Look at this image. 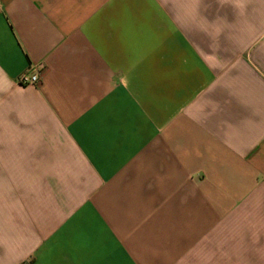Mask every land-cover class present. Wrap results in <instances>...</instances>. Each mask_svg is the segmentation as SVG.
<instances>
[{
    "label": "crops",
    "instance_id": "1",
    "mask_svg": "<svg viewBox=\"0 0 264 264\" xmlns=\"http://www.w3.org/2000/svg\"><path fill=\"white\" fill-rule=\"evenodd\" d=\"M0 264H264V0H0Z\"/></svg>",
    "mask_w": 264,
    "mask_h": 264
},
{
    "label": "built area",
    "instance_id": "2",
    "mask_svg": "<svg viewBox=\"0 0 264 264\" xmlns=\"http://www.w3.org/2000/svg\"><path fill=\"white\" fill-rule=\"evenodd\" d=\"M18 83L20 85H31L39 83V76H29L27 73H23L18 78Z\"/></svg>",
    "mask_w": 264,
    "mask_h": 264
}]
</instances>
